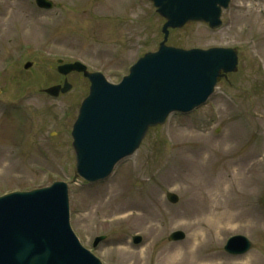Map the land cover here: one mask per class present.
Listing matches in <instances>:
<instances>
[{
    "label": "rangeland",
    "instance_id": "obj_1",
    "mask_svg": "<svg viewBox=\"0 0 264 264\" xmlns=\"http://www.w3.org/2000/svg\"><path fill=\"white\" fill-rule=\"evenodd\" d=\"M52 1L41 9L34 0H0V195L70 182L71 228L102 264H205L193 257L214 253L220 264L251 253L264 264V0H230L217 29L189 22L169 31L166 43L183 49L235 48L237 69L218 79L200 107L150 127L134 153L96 183L72 181L70 130L89 81L70 73L69 92L51 97L42 89L63 78L57 59L119 82L158 48L164 19L149 0ZM231 175L238 177L231 211L241 221L217 234L202 207L213 201L214 181ZM201 179L209 184L198 188ZM205 229L203 248L181 258L193 233ZM175 230L185 238L169 240ZM233 235L245 236L251 249L227 252Z\"/></svg>",
    "mask_w": 264,
    "mask_h": 264
},
{
    "label": "water",
    "instance_id": "obj_2",
    "mask_svg": "<svg viewBox=\"0 0 264 264\" xmlns=\"http://www.w3.org/2000/svg\"><path fill=\"white\" fill-rule=\"evenodd\" d=\"M152 1L167 19L164 39L167 27L181 26L188 20L217 27L221 7L229 2ZM235 65L236 53L230 48L183 50L161 42L159 50L140 58L118 85L108 84L99 73L88 75L90 94L72 131L76 173L90 181L107 176L120 158L139 145L149 126L162 123L170 111H188L203 103L220 71H234ZM70 68L84 69L79 64ZM57 89L47 91L56 94ZM183 236L177 231L169 238ZM230 242L227 249L233 252H243L250 246L241 236ZM0 264H101L78 243L70 229L66 184L0 198Z\"/></svg>",
    "mask_w": 264,
    "mask_h": 264
},
{
    "label": "bare ground",
    "instance_id": "obj_3",
    "mask_svg": "<svg viewBox=\"0 0 264 264\" xmlns=\"http://www.w3.org/2000/svg\"><path fill=\"white\" fill-rule=\"evenodd\" d=\"M201 176H206L205 173H203ZM238 182V177L236 176H230L227 178L219 177L214 181L213 188H211L214 191V194L212 195L213 201L211 200L208 206H203L202 209L204 212L207 213V220H206V227L208 230L216 228V233L220 234L226 230L227 228H239L237 225H233V221H241L239 220V217L237 216V213H233L231 211V208L233 205H236L232 203V196L236 194L235 189V183ZM196 184L198 185V188H202L203 186H207L209 183L207 179H201L196 181ZM196 187V186H195ZM193 188V186H192ZM194 189V188H193ZM231 201V204L230 202ZM244 204V205H243ZM243 210L247 209L246 206L249 205L250 207V200L244 201L243 203ZM248 210V209H247ZM243 220V217H242ZM202 222V220H199L196 224H199ZM207 230V231H208ZM204 231H195L192 235V238H190L191 242V249L186 252V255H181V258H186L188 256L193 257V254L196 251H199V249L202 247V243L207 241L204 237L205 234ZM215 233V234H216ZM214 242V241H213ZM203 248V247H202ZM193 260L200 259V261H205L207 259V263L205 264H220L218 263V256L216 253L209 254L207 256L199 257L198 255L193 257ZM181 261V260H180ZM202 263V262H201ZM256 263V257L254 254H246L243 257L234 259L233 264H255Z\"/></svg>",
    "mask_w": 264,
    "mask_h": 264
}]
</instances>
